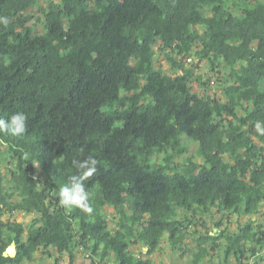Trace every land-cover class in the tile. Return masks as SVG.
<instances>
[{
    "label": "trees",
    "instance_id": "1",
    "mask_svg": "<svg viewBox=\"0 0 264 264\" xmlns=\"http://www.w3.org/2000/svg\"><path fill=\"white\" fill-rule=\"evenodd\" d=\"M0 18V118L28 117L0 135V264H165L164 236L181 253L195 240L191 264H264V0H0ZM186 139L199 160L178 161ZM89 156L93 211L62 207Z\"/></svg>",
    "mask_w": 264,
    "mask_h": 264
},
{
    "label": "rangeland",
    "instance_id": "2",
    "mask_svg": "<svg viewBox=\"0 0 264 264\" xmlns=\"http://www.w3.org/2000/svg\"><path fill=\"white\" fill-rule=\"evenodd\" d=\"M38 3L41 6H46L47 0H38ZM32 13V18L30 21V24H32L35 28V30L37 32H42V22H43V18H42V12L41 10L38 9H33L31 10ZM192 63L194 64V69L195 71L200 74V76H202V81L203 82H208V79L210 76H214V72L211 71L208 63L206 61H201V60H197V59H192ZM161 63L163 64V67L168 71L169 70V66L167 65V63L165 61H161ZM213 79V78H212ZM213 81V80H212ZM211 84L204 86L205 89L199 85V83L194 82L193 83V87L198 90V91H204V90H208L211 94H215L217 92V84ZM185 144L188 147V150L185 154H183V156L178 158V161L182 160V158L186 157V156H194L196 157L197 160H199V157L197 156V147L198 144L195 141L186 139ZM5 164V163H4ZM38 172L39 175L41 177H47L49 178L50 176L47 175L46 171H43L42 168L39 166L38 167ZM45 172V173H44ZM264 210V209H262ZM107 211L109 213L113 212L112 208H108ZM219 216V215H218ZM204 220V223L210 227H212V222H213V215L208 213L206 215L201 216ZM200 217V218H201ZM33 218L32 214H25L22 212H16L12 215H6L4 217L5 220H16L19 222L24 223L25 225H27ZM263 216H259V220H263ZM231 221V222H229ZM237 221V216L233 215L230 219L225 218L224 219V224L226 225H230L233 226L234 223H236ZM113 223H111L110 226H112ZM187 243H188V248L190 249V251H185L184 253H181L180 251H172V249L169 246L167 237L164 236L162 238L161 244L159 249L157 250V252L154 254V259L156 261H163L165 264H191V258H192V252L191 250H195L196 249V242L193 239H187ZM221 257L224 256V252L222 250L219 251ZM218 257H216L215 259L217 260ZM55 263V259L54 257H49L46 255H41L40 252H38L36 254V256L34 257L33 260L29 261H25L24 264H54ZM61 264H69V257L67 255H64L63 259L60 260ZM74 264H92L90 259H88L87 257H84L83 255L78 256L75 261Z\"/></svg>",
    "mask_w": 264,
    "mask_h": 264
},
{
    "label": "clouds",
    "instance_id": "3",
    "mask_svg": "<svg viewBox=\"0 0 264 264\" xmlns=\"http://www.w3.org/2000/svg\"><path fill=\"white\" fill-rule=\"evenodd\" d=\"M0 23L5 26L9 23L7 18H0ZM28 129V117L26 113L17 111L7 119L0 118V135L19 137L26 133ZM256 130L264 135V127L256 124ZM76 167L80 172L79 176H73L71 183L60 188L59 203L64 208L80 207L86 213L93 211L89 200L90 196L86 190L84 181L93 176L97 171V161L89 156L86 160L76 162Z\"/></svg>",
    "mask_w": 264,
    "mask_h": 264
},
{
    "label": "built area",
    "instance_id": "4",
    "mask_svg": "<svg viewBox=\"0 0 264 264\" xmlns=\"http://www.w3.org/2000/svg\"><path fill=\"white\" fill-rule=\"evenodd\" d=\"M262 252H264V247L261 251H259L257 254H261Z\"/></svg>",
    "mask_w": 264,
    "mask_h": 264
},
{
    "label": "water",
    "instance_id": "5",
    "mask_svg": "<svg viewBox=\"0 0 264 264\" xmlns=\"http://www.w3.org/2000/svg\"><path fill=\"white\" fill-rule=\"evenodd\" d=\"M13 253H14V249L11 248V250H10V254H13Z\"/></svg>",
    "mask_w": 264,
    "mask_h": 264
}]
</instances>
